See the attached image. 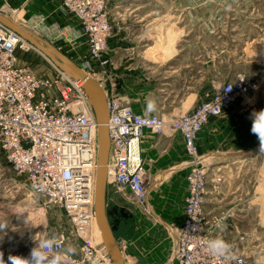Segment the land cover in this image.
Wrapping results in <instances>:
<instances>
[{
	"label": "built area",
	"instance_id": "2783aa9c",
	"mask_svg": "<svg viewBox=\"0 0 264 264\" xmlns=\"http://www.w3.org/2000/svg\"><path fill=\"white\" fill-rule=\"evenodd\" d=\"M60 1L81 26L89 59L80 67L107 94L111 137L108 185L114 194L143 207L150 188L141 157L145 134L157 138L182 134L186 152L193 159L201 128L229 109L247 86L243 82L225 84L183 115L140 114L118 94L115 82L96 76L99 71L106 74L114 65L109 54L113 24L102 15L104 0ZM24 44L18 34L0 24V154L16 180H23L45 205L75 206L85 212L80 216L88 229L78 232L83 241L77 253L66 257L65 264H114L103 243L94 242L95 212L91 209L98 166V124L86 91L81 82L60 70L54 77H43L21 65L17 51ZM208 167L189 168L184 219L180 226L167 230L172 242L169 264H249L225 235L220 237L232 244L234 259L213 257L207 250V240L215 238L204 222ZM64 249V241L57 240L56 248L47 251Z\"/></svg>",
	"mask_w": 264,
	"mask_h": 264
},
{
	"label": "rangeland",
	"instance_id": "374dc122",
	"mask_svg": "<svg viewBox=\"0 0 264 264\" xmlns=\"http://www.w3.org/2000/svg\"><path fill=\"white\" fill-rule=\"evenodd\" d=\"M128 2L142 5L139 13L145 16V22L139 23L140 28L155 20L143 31H137V34L151 37L156 35L157 43L148 44L155 43L148 52L149 58L167 56L163 54L166 50L176 55L172 61L178 71V83L173 87L177 90L170 93L169 99H173L170 106L162 108L164 114L179 108L187 96L185 105L176 112L195 110L225 84H246L247 90L229 109L212 117L201 128L196 140V156L192 159L187 155L193 168L209 166L203 190L205 229L217 230L214 227L217 219L227 216L225 236L234 241L236 252L246 256L249 264H264V153L260 158L253 156L245 164L221 171L216 168L226 163L231 165L229 161L243 158L245 154L250 158L247 152L253 146H258L255 152L261 150L260 140L251 132V115L264 110V0H104L102 15L119 23L123 6ZM115 6L122 8L115 11ZM121 47V43L109 42L112 59ZM17 54L21 65L29 66L40 76L54 77L58 73L55 65L29 45L20 46ZM86 56L83 55L86 59L81 64L89 59ZM161 62L167 60L161 59ZM113 63L106 74L99 71L96 76L108 78L115 82V89H119L121 62L114 58ZM152 94L153 97L159 94L161 98L165 93L155 91ZM3 157L0 154V224L6 228L0 231V253L5 264H11L9 256L28 257L36 241L46 236L63 240L65 248L74 246L77 253L78 244L83 241L78 232L88 229L80 216L85 212L75 206L45 205L32 195L23 180H16ZM113 196L112 186L108 185V204ZM143 208H147V204ZM118 230H121L120 225ZM94 242H100L96 230ZM18 244H23L20 250L8 254Z\"/></svg>",
	"mask_w": 264,
	"mask_h": 264
},
{
	"label": "crops",
	"instance_id": "0c3cea01",
	"mask_svg": "<svg viewBox=\"0 0 264 264\" xmlns=\"http://www.w3.org/2000/svg\"><path fill=\"white\" fill-rule=\"evenodd\" d=\"M140 5L128 2L125 7L123 6L121 22H112L113 36L110 41L121 43L122 46L119 53L113 56L116 62L119 60L121 62L118 67L121 74V79H118L121 92L120 87L116 91L140 114L167 117L183 115L186 111L176 110L185 105L188 96L182 100L179 108L175 107L171 113L162 112L164 111L162 108L170 106L173 99H169L170 93L177 90L173 87L178 83L176 79L178 71L174 66L175 61H172L176 55L172 56L171 53L169 56L157 55L149 58V50L157 43L156 35L151 37L149 34H137V31H143L155 20L140 28L139 23L145 22V16L139 13L143 9ZM119 8L122 6L114 7L115 11ZM0 12L15 23L38 34L77 65L86 59L83 55L88 56L80 24L63 8L60 0H0ZM8 13H11V16L7 15ZM14 16L17 18L16 21L13 19ZM151 41L155 43L148 45ZM161 59L167 62L162 63ZM167 65L168 69L164 70ZM114 70L115 68H112V71ZM167 90L171 92L167 94L165 92ZM155 91H162L165 94L161 98L159 94L153 97L152 93ZM149 100H153L156 105L152 111L147 107ZM257 148L258 146H253L247 154ZM141 157L144 170L150 177L147 208H141L114 194L110 204L124 207L131 213L127 223L131 227L127 224L120 226L121 230H117L116 235L124 240L123 249L129 264H169L172 242L167 230L171 226H180L184 219L186 176L191 166L182 134L173 133L157 138L147 132L141 143ZM211 232L214 237L227 235L225 231Z\"/></svg>",
	"mask_w": 264,
	"mask_h": 264
},
{
	"label": "water",
	"instance_id": "95a60500",
	"mask_svg": "<svg viewBox=\"0 0 264 264\" xmlns=\"http://www.w3.org/2000/svg\"><path fill=\"white\" fill-rule=\"evenodd\" d=\"M0 24L18 34L25 42L43 54L53 65L70 79L83 83L89 104L91 105L98 124V168L95 182L94 212L97 225L101 232L105 249L114 264H129L123 249L124 240L116 235L120 220L115 218L124 207L111 205L107 202L108 165L111 151L109 132V106L105 90L101 84L67 55L51 43L23 27L0 12Z\"/></svg>",
	"mask_w": 264,
	"mask_h": 264
},
{
	"label": "clouds",
	"instance_id": "9594fccd",
	"mask_svg": "<svg viewBox=\"0 0 264 264\" xmlns=\"http://www.w3.org/2000/svg\"><path fill=\"white\" fill-rule=\"evenodd\" d=\"M147 107L149 111L154 110L156 107L155 102L149 100ZM251 118L253 121L251 132L260 140L261 152L264 153V110L253 112ZM226 220L227 216L217 219L214 226L215 229L221 233L226 231ZM5 228L6 225L0 224V231H3ZM56 246L57 238L55 236H46L36 241V246L32 248L28 257L9 256V261L11 264H65L66 257L76 253V248L72 245L66 247L63 252L47 251L48 249L54 250ZM206 247L213 257H219L225 260L234 259L232 244L220 236L207 240ZM0 264H5L2 253H0Z\"/></svg>",
	"mask_w": 264,
	"mask_h": 264
},
{
	"label": "bare ground",
	"instance_id": "6f19581e",
	"mask_svg": "<svg viewBox=\"0 0 264 264\" xmlns=\"http://www.w3.org/2000/svg\"><path fill=\"white\" fill-rule=\"evenodd\" d=\"M25 44L30 46V44H28L26 42H25ZM170 52L171 51H169V50L167 51L166 50V52H163V54L168 55V54H170ZM106 96H107V94H106ZM249 155H250V158L247 157V156H244L243 158L241 157L240 159H234V161H229V162H232L231 165H227V164H230V163H226V165H218V167H216V168H218V171H221V170H225V169L230 168V166L239 165V164H245L246 162H249L251 160V158H253V156L256 157V158H260L263 155V153L261 152V150H259V151L255 152V153H250ZM233 162H235V163H233ZM97 168H98V166H97ZM213 171H215V169H213ZM109 180H110V178H109V166H108V181ZM91 211H94V206L91 209ZM93 215H94V212H93ZM94 224H95L94 229L97 231L98 239H99L100 242L103 243L102 236H101V232L99 230V227L97 225V221H96V218L95 217H94ZM22 245L23 244L16 245L14 248H12V249L9 250L8 254L12 253V251H15L16 252V251L20 250V248H21ZM123 245H124V243H123Z\"/></svg>",
	"mask_w": 264,
	"mask_h": 264
},
{
	"label": "flooded vegetation",
	"instance_id": "af4514ba",
	"mask_svg": "<svg viewBox=\"0 0 264 264\" xmlns=\"http://www.w3.org/2000/svg\"><path fill=\"white\" fill-rule=\"evenodd\" d=\"M122 208V207H121ZM131 217V213L128 209L125 208V212H119L115 218H118L120 220V226L126 225Z\"/></svg>",
	"mask_w": 264,
	"mask_h": 264
}]
</instances>
